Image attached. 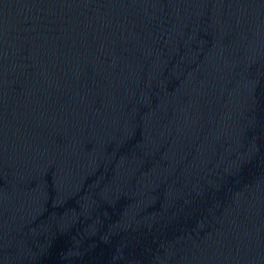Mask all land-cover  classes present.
<instances>
[{
    "label": "water",
    "instance_id": "1",
    "mask_svg": "<svg viewBox=\"0 0 264 264\" xmlns=\"http://www.w3.org/2000/svg\"><path fill=\"white\" fill-rule=\"evenodd\" d=\"M0 264H264V0H0Z\"/></svg>",
    "mask_w": 264,
    "mask_h": 264
}]
</instances>
